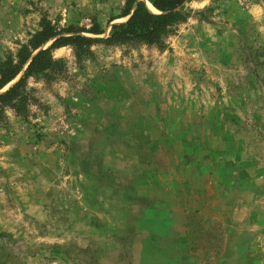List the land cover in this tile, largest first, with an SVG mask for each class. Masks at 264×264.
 <instances>
[{
    "label": "rangeland",
    "instance_id": "374dc122",
    "mask_svg": "<svg viewBox=\"0 0 264 264\" xmlns=\"http://www.w3.org/2000/svg\"><path fill=\"white\" fill-rule=\"evenodd\" d=\"M127 2L0 0V74L43 20L32 57L92 39L0 93L25 79L0 102V264H264V2L186 0L162 45L107 40Z\"/></svg>",
    "mask_w": 264,
    "mask_h": 264
},
{
    "label": "trees",
    "instance_id": "16d2710c",
    "mask_svg": "<svg viewBox=\"0 0 264 264\" xmlns=\"http://www.w3.org/2000/svg\"><path fill=\"white\" fill-rule=\"evenodd\" d=\"M160 14L151 12L144 1L128 0L122 18L129 17V20L122 24H115L112 27V34L109 41L125 43L133 40H142L149 43L162 45L164 36L168 30L178 23L183 16L181 12L186 0H148ZM263 1L264 0H249ZM88 33L101 34L98 29H91ZM54 28L49 22L43 20L41 30L35 33L27 46H24L20 53L25 55L19 64H15L0 74V93L21 73L24 66L27 67L25 76H30L38 69L39 63L44 56L51 55L53 49L74 44L76 42H92V39L75 36L60 37L55 40L50 48L40 51L32 57L33 53L44 46L46 43L57 37ZM23 78L5 93L0 94V102L7 103L18 95V91L24 86Z\"/></svg>",
    "mask_w": 264,
    "mask_h": 264
}]
</instances>
